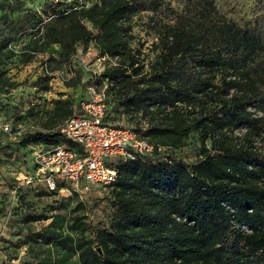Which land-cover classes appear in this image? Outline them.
<instances>
[{
	"label": "trees",
	"instance_id": "obj_1",
	"mask_svg": "<svg viewBox=\"0 0 264 264\" xmlns=\"http://www.w3.org/2000/svg\"><path fill=\"white\" fill-rule=\"evenodd\" d=\"M167 1L181 8L166 0H96L66 10L56 2L38 15L16 13L20 0L0 1V53L19 33L41 32L37 52L59 45L61 67L77 46L92 44L107 62L94 83L109 86L115 111L140 115L145 133L130 129L154 144L150 154L110 159L112 184L69 195L95 190L105 194L101 205L81 203L82 216L63 222L55 215L40 231L26 229L29 264H264V0L246 20L228 17L215 0ZM143 12L159 26L158 52L146 70L131 46L130 20ZM160 14L169 21L154 20ZM10 86L0 72V91ZM61 104L65 120L77 114ZM61 125L24 131L19 144L74 147ZM191 130L210 147L188 163L174 149ZM96 212L102 216L93 220ZM38 219L28 210L23 226Z\"/></svg>",
	"mask_w": 264,
	"mask_h": 264
},
{
	"label": "rangeland",
	"instance_id": "obj_2",
	"mask_svg": "<svg viewBox=\"0 0 264 264\" xmlns=\"http://www.w3.org/2000/svg\"><path fill=\"white\" fill-rule=\"evenodd\" d=\"M1 1V0H0ZM257 0H215L218 9L235 19L246 20ZM62 3L60 10L70 7H90L96 0H20V9L42 14L47 5ZM170 8H181L179 1L168 2ZM158 23L168 22L170 15L153 16ZM46 18V17H45ZM89 28L91 25L85 22ZM132 35L131 46L139 51V56L147 69L155 61L158 52L156 48L159 26H151V13L143 12L132 16L130 20ZM36 36L19 33L7 48L0 53V72L11 84L0 91V145L6 143L8 148L0 150V264H29L31 254L28 244H25L26 229L33 232L47 227L50 221L59 216L63 222H69L73 217L84 214L81 203L89 206L101 205L104 193L92 191L90 195H66L49 193L43 182L27 183L26 179L33 173L34 153L45 151L51 146L43 143H32L26 146L19 144V136L24 131L52 132L65 120L64 105L68 101L72 113L79 111V102L86 98V85L92 73H100L106 61L98 57L92 44L86 48L77 46L71 64L57 65L59 45H52L44 52H37L41 40ZM80 73V77L76 76ZM72 73V74H71ZM100 86V85H99ZM106 83L101 84V90L106 91V114L112 125L140 129L145 133L146 124L136 113H118L112 106L111 96ZM251 111V110H250ZM244 128L234 132L238 138L244 134ZM151 140L160 141L161 136L151 135ZM183 145L175 148L185 162L192 163L202 145L210 147L209 141H202V136L196 131H188L181 139ZM262 147L261 142L256 143ZM72 193V192H71ZM77 208L75 209V207ZM30 210L39 219L23 226L22 216ZM94 211V210H93ZM101 212L90 214L95 220ZM99 216V217H100Z\"/></svg>",
	"mask_w": 264,
	"mask_h": 264
},
{
	"label": "built area",
	"instance_id": "obj_3",
	"mask_svg": "<svg viewBox=\"0 0 264 264\" xmlns=\"http://www.w3.org/2000/svg\"><path fill=\"white\" fill-rule=\"evenodd\" d=\"M98 74L92 73L86 85V98L79 102L77 114L60 127L63 137L74 147L59 145L35 152V169L27 177V183L43 182L47 191L66 195L87 193L94 187L104 188L115 182L117 172L109 166L110 159L153 152L154 144L132 129L104 122L106 91L94 83ZM57 182H63L64 186L57 189Z\"/></svg>",
	"mask_w": 264,
	"mask_h": 264
},
{
	"label": "water",
	"instance_id": "obj_4",
	"mask_svg": "<svg viewBox=\"0 0 264 264\" xmlns=\"http://www.w3.org/2000/svg\"><path fill=\"white\" fill-rule=\"evenodd\" d=\"M99 251V250H98Z\"/></svg>",
	"mask_w": 264,
	"mask_h": 264
}]
</instances>
